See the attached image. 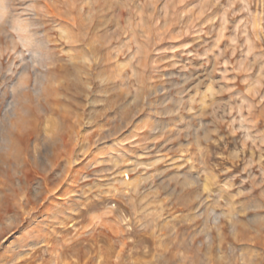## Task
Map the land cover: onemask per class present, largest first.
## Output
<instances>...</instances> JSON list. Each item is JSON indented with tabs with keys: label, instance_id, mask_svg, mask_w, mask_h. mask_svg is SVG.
<instances>
[{
	"label": "rangeland",
	"instance_id": "1",
	"mask_svg": "<svg viewBox=\"0 0 264 264\" xmlns=\"http://www.w3.org/2000/svg\"><path fill=\"white\" fill-rule=\"evenodd\" d=\"M0 264H264V0H0Z\"/></svg>",
	"mask_w": 264,
	"mask_h": 264
}]
</instances>
